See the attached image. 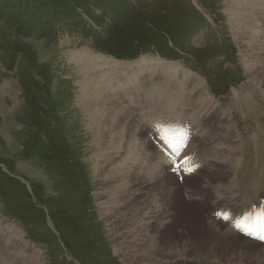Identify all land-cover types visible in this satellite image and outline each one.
<instances>
[{
    "label": "rangeland",
    "instance_id": "1",
    "mask_svg": "<svg viewBox=\"0 0 264 264\" xmlns=\"http://www.w3.org/2000/svg\"><path fill=\"white\" fill-rule=\"evenodd\" d=\"M260 4H264V0H241V6L237 7L240 19L246 27L255 31L258 40H254L255 36L250 33L242 42L250 45L244 47L245 52H241L229 28L228 13L225 11L227 0H0V227L3 229L0 264H8L3 263L5 252L15 256L16 261L13 260L12 264L19 262L17 256L31 260L27 250L37 255V260L32 259L31 264H124L114 253L106 232L105 226L110 221L103 220V213H99L101 207L94 200L99 188L96 156L100 153L106 156L99 157L104 179H108L110 172L125 178L135 171L130 168L131 165L123 168L119 163L125 156L122 146L128 143L125 138L119 139L114 134L121 129L117 125L106 129L110 117H115L116 109L113 110L111 105L110 115L104 111L103 121L96 118L88 120L81 102L80 88L84 78L80 74L81 68L72 60L73 54L78 52L87 51L90 55L105 56L107 60L130 63L131 68L142 65L139 69L127 71L125 83L108 80L107 87L101 88L105 94L101 97L104 103L111 101L122 108L124 101L115 98L117 92L123 94L128 106L130 93H136L134 102L137 103L141 99L138 94L143 90L146 93L148 85L157 81L163 83V77L171 75L170 71L165 73L164 70L165 75L154 74L148 79L150 73L156 72L152 70L159 60L174 65L177 72L194 74L193 77L178 78L181 93L167 88L164 90L168 93L161 92L160 112L176 114L179 105L186 104L187 109L181 110V115L193 119L198 115L196 112L202 109L188 106L189 98L196 84L201 82V86H207V97L217 101L215 106L220 105L219 111L226 118L218 122L215 129L234 122L233 125H237L240 131L238 137L237 128H233L236 137L231 144L241 146L245 151L244 154H236L241 159L239 167L250 158L258 161L264 155V8L256 21L254 18L258 16H251V12L256 10L248 7ZM251 43L256 44L255 49ZM160 53L169 59L162 58ZM117 57L123 59L116 60ZM144 57L149 59L144 62L146 65L141 62ZM246 57L247 65H252L250 77L246 73ZM152 60L155 61L151 64ZM141 76L148 81L139 82ZM183 81L186 85L181 84ZM172 94L177 106L168 110L167 107L173 104L170 101ZM99 102L96 111L103 107ZM233 104L237 105L233 108ZM140 107H143L142 102L136 108ZM148 108L153 110L150 103ZM204 114L199 113L201 116ZM96 129L107 130V138L103 140L112 146L116 144V148L101 150ZM202 130L199 134L207 131ZM143 133L146 136V132ZM241 137L247 144L240 140ZM224 138L222 136L207 146L205 169L182 184L175 180L166 166L167 155L162 151L166 188L163 194L177 202L172 208L175 209L172 211L174 218L183 214L184 205L188 204L199 215H196V220L200 217L209 220L211 210L229 202L231 194L239 198L235 171L231 172V165L223 164L225 154L216 153L221 148L230 149ZM145 139L148 141L147 154L155 153V162L157 147L151 145L147 137ZM230 140L233 142L234 138ZM193 146L191 141L190 153H193ZM195 155L198 157L197 153ZM140 157L143 158L142 155ZM229 183H232L230 187L226 186ZM202 190L205 193H202L201 199H195L196 193ZM187 194L195 195L190 198ZM147 195H151V190ZM257 199L258 196L244 197L232 206L242 211ZM209 202H212L211 205ZM171 203L172 200L170 206H173ZM181 216L182 220H189ZM180 225L188 228L185 230L189 236L186 242H196L191 229L182 223ZM10 229L18 232V249L12 245L13 241H18L13 240ZM193 231L198 235L201 230ZM175 232L170 229L163 234L162 247L163 244L179 243ZM146 236L151 240L152 259L161 260L168 254L167 249L158 247L155 238ZM251 242L255 245L244 244L242 251L254 254L258 245L264 249V245ZM179 248L175 251L183 257L174 256L164 264H195L194 248L189 246L183 251ZM217 253L214 252L213 256ZM231 262L224 260L223 263Z\"/></svg>",
    "mask_w": 264,
    "mask_h": 264
},
{
    "label": "bare ground",
    "instance_id": "2",
    "mask_svg": "<svg viewBox=\"0 0 264 264\" xmlns=\"http://www.w3.org/2000/svg\"><path fill=\"white\" fill-rule=\"evenodd\" d=\"M254 1H257V0H254ZM263 5L264 4H260L259 6H255V7L246 6L248 8H253L256 10V11L251 12L252 17H254L255 15L258 16L254 18L256 19V21L259 20L260 11L264 8ZM238 6H241V0H227V7L225 8V11L226 13H228L227 20L229 21V28L231 29L233 38H236L238 41L239 51L245 52L244 47H247L250 44L247 43V45H244L242 42H244V40L248 37L250 33L252 36H255L254 40L256 41L258 40L255 34V31H251L248 27H246L245 22L240 19V14L237 8ZM256 41L254 43H257ZM254 43H251V47L255 49L256 44ZM72 60H74L78 64V66L82 69V70L80 69V74L82 75L84 80L81 82L82 87L80 88V90L82 91L81 102L84 104V110L87 113L88 120L89 119L91 120L92 118H96V119H100L101 121H103V119H105L103 118L104 113H105L104 111H106L107 113H109L108 115H110L112 111L110 110L111 108L109 107H111L112 105L113 110L116 109V113H115V117H110V121L106 129L108 128L112 129L115 125H117V127L121 129V131H119L118 133H114V134L117 135L119 139L123 140L125 138V140L128 141L127 145L122 146V149H123L122 153L124 152L125 156L124 158L122 157V160H120L119 163L122 164L123 168H126L128 165L132 166L130 168L134 170L135 173L131 175L130 177L119 178V177H116L114 173L110 172L107 174L109 176L108 179H104V177L101 176L102 167H100L101 160H99V157H101L102 155L103 156L105 155L103 153H100L101 154L100 156L98 155L96 156L98 158L96 161V176L98 177L97 185L99 186V188L95 193L96 197L94 198V200L101 207V209L99 210V213H103V217H104L103 220L110 221L105 226L106 232L110 236V239H111L110 243L113 247V251L120 258L121 262H123L124 264H159V263L164 264V262H169L167 260L172 259V257L174 256L176 257L182 256L175 251L176 248L180 247L179 249L183 251V250H186V248L188 249V247L190 246L194 248L193 250L195 251V254H196L195 257H193V259H195V264H198V263L224 264L223 263L224 260L232 261L231 263H228V264H251L254 258H258V259L257 260L254 259V263L252 264H264V249L260 245L257 246L258 251L254 254H251L250 251H242L243 249L242 246L244 244L252 245V246H254L255 244L252 243L249 239L242 237L237 232L236 234L234 230L230 228L228 225H226L225 223L221 222L224 225L223 226L213 219L210 220L211 218L209 220L208 219L206 220V219H203L202 217L196 220V215L198 214H195L194 212L195 209H193L192 206L190 207L188 206V204L187 205L185 204L183 214H178L179 216L180 215L185 216L187 219H189L188 221H186L185 219L182 220L181 219L182 216L181 217L177 216L178 218L177 217L174 218L173 216L174 213L172 211H174L175 209L172 210V208L176 207L175 204H177V202L174 201L175 200L174 198L169 199L168 196H165L163 194V191L166 189L164 186L165 184L163 183L164 182V178H163L164 170H162L164 168V154H162V151L159 152L158 148H156V158H155V162H153L155 153L150 152L149 155L147 154V151H148L147 142L148 141L145 139L146 136L143 133L142 129L140 128L137 120L134 119L133 117L134 108H136L139 104H141V102L143 106L147 105V107L149 106V103H150L153 107V110L160 109L159 105L161 104V92L163 91L159 90V83H151V85H148L146 89V93H145V90H143L144 92L141 91L139 93L138 92L139 90L135 89L136 92L139 93L138 97L141 98L140 100L137 101V103L134 102L136 101L135 100L136 93L134 92L130 93L129 104L131 106L125 105V98L123 94H121V92H117L115 94V98L119 100L123 99L124 101L123 108H122L118 106L116 103L111 102V101H107L106 103H104L101 97H102V94L103 95L105 94L101 88L107 87L108 80H116L117 83H125L124 75L127 73V71L131 72L134 69H139L142 67V65L139 64L138 66L131 68L130 63H120L117 61L115 62L113 60H107L105 57H101L98 55H90V53L87 51H81V52H78L77 54H73ZM141 60H142L141 62L143 63L146 60L149 61V59L145 57L142 58ZM155 60L150 61L151 64L154 63ZM244 63L246 65V73L248 77H250L252 75V74H249L252 69V65H247V57L245 58ZM144 65H146V63H144ZM170 65L171 64L163 63L162 61L159 60V62L155 63L154 66L152 65L153 66L152 71H156V72L150 73L148 79L153 77L154 74L165 75L163 73L164 70H165V73H168L170 71L171 75H165L166 77L162 76L164 78L162 86L164 87V89L167 88L169 91L179 90V92L181 93L180 83L178 82V78H181V76L193 77L194 74H189L188 72H185V71L184 73L177 72L174 69L175 66L171 65L170 67ZM91 73H94V74H91ZM148 79L145 78L144 76H141L139 79V82L145 83L148 81ZM181 84L186 85V81L181 82ZM201 84H202L201 82L197 83L196 86L194 87L193 94L189 98L190 103L188 104V106H191L192 108L202 109L196 112L198 113V115L194 116L193 119L196 121L202 120L204 124V129L206 128L207 131L205 133H200L196 135L192 139V142L194 143L196 147L201 142L202 146H205L207 148V146L211 144L212 141L217 140L221 138L222 136H225L224 142L229 143L230 149L222 150L223 148H221L217 150L216 153H218V155L225 154V156H223L224 158L223 164L225 166L231 165V172L235 171V181L237 183V189H238L237 195H239V198L238 196L236 198L233 194H231L232 196L230 198V201L232 205L238 204L241 201V199L244 197L252 198L254 196H259L262 194L264 195V155H262L260 159L256 162L254 161L255 159L253 160L251 158L244 160L241 166L239 167V161L241 159H238L237 158L238 155L236 154H238V152H240V154L241 153L244 154L245 151L244 152L242 151L241 146H237V145L232 146L231 144L235 142V137H236L234 133L235 130H233V128L234 127L237 128L236 130L239 133V134L237 133L238 137L240 135V131L237 125H233L234 122L233 124L228 123L225 127L221 126L217 130L215 129V126L218 124V122L226 118L223 117V113L222 112L220 113L219 111L218 107L220 105L219 106L217 105L218 107L215 106V103L217 101L211 97L209 98L207 97L208 93H207L206 84H205L206 87L201 86ZM187 85L189 84L187 83ZM198 86L199 88H197ZM140 88L142 90V87ZM196 88L197 90L195 91ZM117 94H119L121 98ZM99 100L101 101V106L103 107L101 110L99 108L98 111H96L97 107L100 105ZM175 100L176 98H174V95H171L170 101L173 102V104L167 107L168 110H170L171 107L173 108L174 105H175L174 108L177 106V104H174ZM132 104H135V106ZM114 105L116 106L114 107ZM236 105L233 104L232 105L233 108ZM204 108L206 109V111H203ZM186 109H187L186 104H180L178 108L179 111L176 114L172 113V115L183 117V115H181V110H186ZM159 111H161V109ZM200 112L205 113V114L201 116L199 115ZM251 112H252V109H251ZM162 113L164 114V111ZM131 117L133 118L131 119ZM114 120H116L117 123ZM93 129L95 128L93 127ZM94 131L96 132L97 137L99 138L98 140L100 141L99 144L101 145L100 146L101 150L109 151V150H113L116 148V144L112 146L111 143L103 140V138H107V130L101 129V131H99L96 129ZM231 137L234 138L233 142L230 140ZM113 138L114 136L111 135V139ZM196 138L200 142L197 141ZM240 140L243 143H246L245 140L243 141L242 137L240 138ZM195 146H193L192 148L193 150H195L196 148ZM98 152H102V151L98 150ZM261 152H263V150ZM205 154L208 155L207 152H205ZM109 155L112 156V153L110 152ZM141 155L143 156V158L140 157ZM221 160L217 161V163L218 162L220 163ZM147 161H148V164H147ZM253 162L256 163V167L254 166ZM199 173H201V171H199ZM100 177L102 179H99ZM245 178H247V180ZM231 184L232 183H229L226 186H229ZM234 188H235V185H234ZM234 188H230V190L231 189L234 190ZM171 189L172 188H170V190ZM150 190H151V195H147ZM174 190L172 189L171 191H174ZM219 190L220 189H218V191ZM230 190H228L227 192H229ZM200 193L202 194L205 192L202 190ZM216 194L218 193L216 192ZM194 195H192V198L194 197ZM213 198L214 197H212V199ZM170 200H172L171 204H174L173 206H170ZM222 204L223 203H221L220 205ZM213 205H215V203ZM180 223L184 224L185 226L191 229L192 234L196 236V239H197L196 242H192L190 244L186 242L189 236L186 234L185 230L188 228L182 227ZM165 225H166V229L163 234L168 232L170 229L176 231L175 236L177 240H179L178 241L179 245L170 244L168 246V245L163 244L164 247H162V240H161V238L163 237L162 229L165 228ZM192 229L193 230L200 229L201 231L199 232L198 235H196ZM2 232H3V229L0 227V237L2 235ZM183 232L185 234H182ZM11 233H12L13 240L15 239L18 241V242H14L12 240L13 241L12 245H14V247L17 248L18 247L17 245L20 243L19 242L20 239H17L18 232L15 229V230H11ZM146 235L152 238H155L157 240V245L160 249L168 250V254H166V256L161 257L160 258L161 260L152 259L150 255L152 253V248L150 244L151 240ZM180 241H183V243L181 244ZM16 243L18 244L16 245ZM20 251L23 253L22 249ZM3 252H4V248H3ZM27 252H28V256L31 257V260L32 259L37 260L36 253L34 252L32 253L31 250H27ZM214 252H218L217 255L213 256ZM16 258L19 259V262L17 264H31L30 263L31 260H29L28 258L21 259L19 258V256H17ZM13 260L16 261L15 256H11L9 253H6V252L4 253L3 263L8 262V264H12Z\"/></svg>",
    "mask_w": 264,
    "mask_h": 264
},
{
    "label": "snow or ice",
    "instance_id": "3",
    "mask_svg": "<svg viewBox=\"0 0 264 264\" xmlns=\"http://www.w3.org/2000/svg\"><path fill=\"white\" fill-rule=\"evenodd\" d=\"M161 131H164L163 129ZM172 150L179 155L181 150V145L183 143L182 139L170 138L166 133L161 136ZM187 163V161H185ZM179 167V165H177ZM186 171L191 172L193 168L188 167ZM227 219L228 217L225 216ZM235 227L238 230L245 232V234L254 235L260 233V239H264V213L256 217L255 221H251L250 217L244 216L242 219L237 220Z\"/></svg>",
    "mask_w": 264,
    "mask_h": 264
}]
</instances>
